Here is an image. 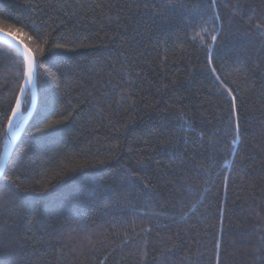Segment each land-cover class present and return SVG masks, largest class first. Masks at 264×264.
Wrapping results in <instances>:
<instances>
[{
  "label": "trees",
  "instance_id": "trees-1",
  "mask_svg": "<svg viewBox=\"0 0 264 264\" xmlns=\"http://www.w3.org/2000/svg\"><path fill=\"white\" fill-rule=\"evenodd\" d=\"M0 14L66 45L0 179V264H264V0H0ZM216 14L236 145L211 25L196 35ZM13 51L0 43V153L23 82ZM180 113L191 128L175 130Z\"/></svg>",
  "mask_w": 264,
  "mask_h": 264
},
{
  "label": "snow or ice",
  "instance_id": "snow-or-ice-1",
  "mask_svg": "<svg viewBox=\"0 0 264 264\" xmlns=\"http://www.w3.org/2000/svg\"><path fill=\"white\" fill-rule=\"evenodd\" d=\"M217 0H211L213 6H215ZM148 7L149 5H145ZM101 7V5H97ZM240 5L234 6L233 11L238 12ZM221 17L219 14L214 15L211 21L205 19L203 23H200L199 32L196 33L197 36L201 33H208L211 25V43L207 44L209 51V69L208 71L214 77L213 83L219 84L216 88V94L224 98V103L230 105V121H234V131L236 133V139L232 141L233 145L240 142V109L242 107V101L239 98V93L234 92L232 88H229L226 81L221 79V74L217 72V69L212 66L211 53L215 51L216 45L220 42V35L222 32V27L218 23ZM251 22V17L249 18ZM197 25H193L196 27ZM256 30L259 32L264 29V23H256ZM195 40V38H193ZM0 41L6 42L11 45L14 50L12 52V59L15 62L18 70V76L22 77V83L20 84V94L16 97L15 106L11 108V114L6 117V127H5V139H4V152L0 153V171L4 170L5 162L7 159V152L9 150V145L16 140L17 132L19 131L20 124L24 120V114L21 111L22 108V97L24 96L26 90H30L36 86V83L40 76L49 69L44 66V59H47L52 52V48L65 49V44H52L50 35L43 32L39 27L29 23L22 22L20 20H13L10 16L5 17L0 14ZM207 42L204 40L200 41V47L203 49ZM61 123V121H52L44 125L43 129H37V131H43L46 128H50L55 124ZM192 121L184 113L179 114L178 123L175 127L176 131L187 130L191 128ZM231 127V125H230ZM180 142L179 137H174L168 141L169 145L173 146V151H175V145ZM218 145H214L217 147ZM178 158V157H177ZM215 161L210 157L208 170L214 167ZM6 178V177H5ZM187 215V213H185ZM195 225L191 226V231H195ZM216 248L221 247L219 241L216 242ZM163 254V253H162ZM100 264H104L101 260ZM215 264H220L219 253H217V259Z\"/></svg>",
  "mask_w": 264,
  "mask_h": 264
},
{
  "label": "water",
  "instance_id": "water-1",
  "mask_svg": "<svg viewBox=\"0 0 264 264\" xmlns=\"http://www.w3.org/2000/svg\"><path fill=\"white\" fill-rule=\"evenodd\" d=\"M0 43L5 44V45L11 47V45L7 44L6 42L0 41ZM30 90H31V92H32V96H33L31 109H30V111H29V113H28V115H27V117H26V119H25L23 125L21 126V129H20L19 132L17 133L16 140H15L13 143H11V144L9 145V150H8V152H7V154H6V155H7V159H6V162H5V168H4V170L0 171V179H1L2 176H3V173H4V171H5V169H6L7 165H8V162H9V160H10V158H11V155H12V153H13V151H14V149H15L17 143H18V140H19V138H20V136H21V134H22L24 128L26 127V125L28 124V122L30 121L31 117L33 116V114H34V112H35V110H36V106H37V95H36V89H35V87H34V88L30 89ZM28 91H29V90H26L24 96L22 97V102H23V100H24V98H25V96H26V94H27ZM3 152H4V147H3ZM3 152H2V153H3Z\"/></svg>",
  "mask_w": 264,
  "mask_h": 264
}]
</instances>
